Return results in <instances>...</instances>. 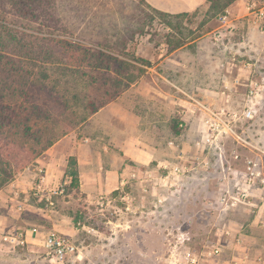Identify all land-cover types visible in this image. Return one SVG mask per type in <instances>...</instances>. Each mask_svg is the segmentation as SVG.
Here are the masks:
<instances>
[{
	"label": "rangeland",
	"instance_id": "1",
	"mask_svg": "<svg viewBox=\"0 0 264 264\" xmlns=\"http://www.w3.org/2000/svg\"><path fill=\"white\" fill-rule=\"evenodd\" d=\"M230 1L218 0L217 5H206L194 13L166 17L142 0H55L59 23L52 33L80 47V64L76 62L72 69L86 73L75 76V89L70 85L65 94L60 91L66 98L65 110H50L48 121L36 123L33 130L46 127L51 136L65 129L66 134L79 137L82 119L92 115L89 103L99 106L108 97L100 83L95 90L87 87L89 77L124 80L128 74H140V69L146 71L143 60L149 63L145 67L167 58L179 61L184 66L163 63L156 70L174 77L185 89L197 88L192 98L180 93L177 108L176 118L182 123L179 140H184L177 146L184 157H174L170 164L154 163L149 170L158 178H148L143 170L141 177L135 174L118 190L90 198L70 188L71 178L64 184V178L58 185L60 192L50 199L52 205L45 198H34L42 211L30 219L49 222L47 231L76 246L64 264H180L184 252L198 254L211 247H218L222 254L210 264H226L229 246L234 244L225 230L238 235L235 221L250 219L252 212L247 209H252L251 204L264 202L260 180L249 181L253 172H260L264 179V54L244 50L241 31L247 29L243 23L249 16H239V0L225 7ZM262 2L245 0L251 9ZM177 43L190 45L170 55ZM64 46L58 45L60 49ZM88 50L106 54L98 55L102 63L96 72L86 67L88 58L81 62L84 54H91ZM48 85L50 90L58 82ZM200 105L209 108L210 116ZM23 155L10 182L37 159L28 152ZM171 164L186 171L168 175ZM239 188L248 192L244 203L236 207L218 204L222 190L236 194ZM124 194L129 200L121 199ZM46 213L47 218L40 215ZM19 230L23 229L4 230L0 264H54L44 256L38 241L24 247L11 245L7 237Z\"/></svg>",
	"mask_w": 264,
	"mask_h": 264
},
{
	"label": "crops",
	"instance_id": "2",
	"mask_svg": "<svg viewBox=\"0 0 264 264\" xmlns=\"http://www.w3.org/2000/svg\"><path fill=\"white\" fill-rule=\"evenodd\" d=\"M142 2L152 10L169 15L190 14L210 5L208 0ZM237 7L239 16H249L243 23L247 29L242 28L241 31L244 50L264 54V17L256 20L257 12L264 10V1L258 8L251 9L245 0H239ZM189 45L173 49L170 55L181 52ZM258 60L261 61V58ZM163 63H171L177 68L184 66L168 58L154 62L151 67L142 66L146 71L134 83L79 125V137L70 132L60 138L34 161L32 167L25 169L0 190V239L6 229L35 230V238L28 234L27 241H38L41 245V238L51 232L47 231L50 223L45 221L41 224L44 220L30 219L42 211L35 205L34 198H39V201L45 198L49 201L48 205L53 204L50 199L54 193L60 192L59 183L65 178L66 184L71 178L67 174L70 158L76 162V191L90 198L118 190L135 174L140 176L143 170H146L148 178H155L158 175L149 170L154 163L170 164L169 161L174 162L172 158L184 157V152L177 146V143L182 145L184 142L179 140L182 123L176 118L177 108L182 101L180 93L192 98L197 88L185 89L174 77L159 73L156 68ZM38 168H43L45 172L40 185L35 181ZM251 205L252 209H247L252 212L248 214L250 219L235 221L234 231L240 235L242 242L235 245L232 241L234 245L229 246L226 264H243L246 257L249 264H264V202ZM40 215L48 217L47 213Z\"/></svg>",
	"mask_w": 264,
	"mask_h": 264
},
{
	"label": "trees",
	"instance_id": "3",
	"mask_svg": "<svg viewBox=\"0 0 264 264\" xmlns=\"http://www.w3.org/2000/svg\"><path fill=\"white\" fill-rule=\"evenodd\" d=\"M208 1L212 5H217L218 2ZM153 11L166 17L186 15ZM58 23L55 17V0H0V190L15 175L25 152L36 159L67 133L63 129L50 136L44 126L33 130L36 123L48 121L50 110H65L66 98L60 95V91L63 90L65 94L70 85L75 89V76L78 72L83 76L86 73L72 69L77 67V63L80 64V54H77L80 47L71 46L62 35L52 33L56 31L54 25ZM60 43L65 45L64 49L58 47ZM183 45L177 43L173 48ZM90 52L89 55H86L88 52L83 55L81 62L88 58L90 65L86 67L96 72L99 63H102L98 55L106 54ZM111 59L118 64L127 65L117 58ZM138 61L142 62L141 59ZM142 63L149 65L144 60ZM142 71L140 69V74L137 75L128 74L124 80L118 77L113 80L112 77L100 79L90 76V82H86L87 87L95 90V86L100 83L99 87L108 96L99 106L94 105L93 101L89 103L92 106L91 113L113 101L140 77ZM54 74L56 77L52 78ZM51 81L58 82V86H50L48 90ZM85 119L86 117L82 121ZM75 165L74 158H70L67 169V174L71 177L70 188L78 185Z\"/></svg>",
	"mask_w": 264,
	"mask_h": 264
},
{
	"label": "built area",
	"instance_id": "4",
	"mask_svg": "<svg viewBox=\"0 0 264 264\" xmlns=\"http://www.w3.org/2000/svg\"><path fill=\"white\" fill-rule=\"evenodd\" d=\"M264 1V0H263ZM264 17V10H259L257 12L256 20L260 21ZM250 94H253V91H250ZM199 108L205 115L210 116L209 108L204 105H200ZM209 122V120H207ZM209 141V140H208ZM166 168V166H164ZM168 175L180 176L183 175L186 170H184L180 165L172 164L168 168ZM35 181L38 185L42 184L44 181L45 172L43 168H38L36 171ZM252 178L249 181L254 179L260 180V187L264 190V179L260 178V172H253ZM165 179V176L162 177ZM254 183V182H253ZM55 194V193H54ZM248 197V192L244 189H238L236 194L230 193L229 189H224L219 194L218 204L221 207H236L239 203H244ZM121 199L129 200V196L124 194ZM51 205V204H50ZM79 225V224H78ZM225 236L231 238L235 245H239L242 242L240 235H232L231 231L226 229ZM28 234L31 237L35 238L37 232L35 230L28 231H16L13 234H10L7 237L8 242L13 246L24 247L28 244L27 238ZM41 246L44 249V256L54 264H64L68 259L74 254L76 246L66 237L59 235L55 232H49L41 238ZM222 254L221 250L218 247H211L208 250H205L201 253H194L191 251H186L183 253L180 264H210L211 260L220 257ZM248 257L244 259L243 264H249ZM219 264V263H216Z\"/></svg>",
	"mask_w": 264,
	"mask_h": 264
}]
</instances>
